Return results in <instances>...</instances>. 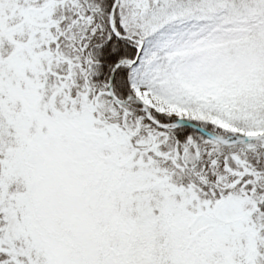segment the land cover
Returning a JSON list of instances; mask_svg holds the SVG:
<instances>
[{
    "label": "snow or ice",
    "instance_id": "snow-or-ice-1",
    "mask_svg": "<svg viewBox=\"0 0 264 264\" xmlns=\"http://www.w3.org/2000/svg\"><path fill=\"white\" fill-rule=\"evenodd\" d=\"M0 264H264V0H0Z\"/></svg>",
    "mask_w": 264,
    "mask_h": 264
}]
</instances>
